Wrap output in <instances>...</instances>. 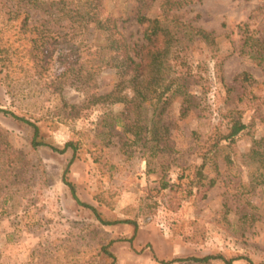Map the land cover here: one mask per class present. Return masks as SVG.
<instances>
[{
  "label": "rangeland",
  "instance_id": "1",
  "mask_svg": "<svg viewBox=\"0 0 264 264\" xmlns=\"http://www.w3.org/2000/svg\"><path fill=\"white\" fill-rule=\"evenodd\" d=\"M178 2L181 19L213 32L217 45L195 42L204 80H178L184 89L171 92L163 118L167 145L151 158L120 127L107 146L102 132L109 113L123 105L91 104L78 89V76L98 60L99 43L90 44L80 27L71 26L65 17L70 1L0 0V264H113L105 245L115 264H195L177 259L211 254L264 263V172L251 153L254 139L264 137V65L250 58L248 46L243 49L247 29L264 49V0ZM102 3L103 15L117 18L132 43H145L137 11L161 12V0L146 7L134 0ZM243 71L259 84L246 91L234 83ZM97 79L104 90L115 76L104 70ZM209 82L210 90L204 89ZM231 110L244 111L247 123L254 118L252 131L225 143L219 170L211 171L214 186L171 209L159 189L162 179L190 174L202 161L198 141L225 130ZM15 115L37 123L60 149L80 141L76 156L72 149L34 148L33 127ZM66 168L83 203L105 219H131L138 227L102 224L74 198L64 182Z\"/></svg>",
  "mask_w": 264,
  "mask_h": 264
},
{
  "label": "trees",
  "instance_id": "2",
  "mask_svg": "<svg viewBox=\"0 0 264 264\" xmlns=\"http://www.w3.org/2000/svg\"><path fill=\"white\" fill-rule=\"evenodd\" d=\"M69 1L71 6L65 10V17L70 18L71 26L80 27V31L87 36L88 40H91L90 44L92 41L99 43L98 60L91 68H87L85 75L78 76V89L85 94L86 101L91 104L123 105L120 111L109 113L112 115L111 123L107 126L108 129L102 132L106 136L107 146L113 144L111 138L115 136V131L120 127L126 138L149 149L151 158L156 157L164 150L169 139V126L163 124V118L173 100L171 92H175L177 87L182 91L184 89V84L178 80L183 79L185 82L191 79L199 82L204 80L202 62L196 61L193 56L194 44L203 42L208 47H214L217 45L215 34L182 20L178 14L180 8L178 0H161V12L155 17L143 13L141 9L137 11L135 19L143 27L145 43H132L121 31L117 18L103 15V0ZM134 1L141 7H146L147 2L152 0ZM74 3L78 5L74 7L72 5ZM60 12V9H57L53 15L55 16L56 13L59 15ZM27 26L29 25L25 21L23 28ZM245 33L243 49L245 50L248 46L247 54L250 58L259 60L260 64L264 65V49L254 45L256 39L252 32L247 29ZM35 56L40 60L38 55L34 54ZM104 70L113 73L115 81L110 89L102 90L97 77ZM234 83L248 91L258 85L259 81L250 72L243 71L234 78ZM204 84V89L210 90L212 82ZM72 107L75 108V105ZM188 111L189 107L185 106L183 114ZM229 112V123L225 130L221 131L218 128L214 136L198 141L202 150L201 163L194 165L190 174L179 175L178 181L171 182L170 179H162L159 189L165 192V202L171 209L177 210L183 199L214 186L217 179L211 176V171L218 172V159L225 143L233 142L237 137L251 132L252 127L255 126L254 118L248 123L244 121V111L231 110ZM15 117L33 127L32 146L34 148L47 146L61 153L72 149L73 156H76L80 141L70 140L60 149L46 139L37 123L17 115ZM251 153L263 174L264 137L254 139ZM67 173L68 168L65 169L64 182L70 187L74 198L81 205L91 209L102 224L130 223L138 227L137 221L131 219H105L96 207L83 203L77 196L75 185L67 180ZM109 246H103V250L114 258L113 264H115V256L109 251ZM239 260H244L248 264H256L246 256L227 257L221 254L177 259V261L195 264H212L217 261L223 264H234Z\"/></svg>",
  "mask_w": 264,
  "mask_h": 264
}]
</instances>
